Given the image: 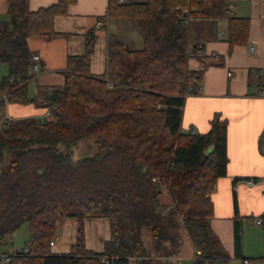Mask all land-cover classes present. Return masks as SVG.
<instances>
[{
  "label": "trees",
  "instance_id": "obj_1",
  "mask_svg": "<svg viewBox=\"0 0 264 264\" xmlns=\"http://www.w3.org/2000/svg\"><path fill=\"white\" fill-rule=\"evenodd\" d=\"M6 1L0 112L3 95L33 100L27 93L34 72L26 38L55 35L54 16L65 14L74 0L35 10L28 0ZM232 1L108 0V17L139 22L142 45L133 48L110 36L106 69L92 74L95 34L88 31L84 52L67 57L63 83L44 90L51 117H21L0 126V162L8 156L0 169V244L22 222L29 228L8 264H102L101 255L114 256L116 264H170L183 232L194 246L190 264L227 263L229 255L210 226V193L225 173L227 122L214 113L207 131L191 132L181 116L185 94L202 77V69L187 65L203 43L189 44L190 27L225 18L228 49L247 38L248 17L235 14ZM196 57L203 66L209 63L208 55ZM222 63L221 57L215 62ZM87 138L94 139L96 152L72 159L71 145ZM164 191L169 202L162 200ZM88 216L108 219L110 237L102 251L85 247ZM66 217L77 219L76 240L67 253H52L49 241Z\"/></svg>",
  "mask_w": 264,
  "mask_h": 264
},
{
  "label": "crops",
  "instance_id": "obj_2",
  "mask_svg": "<svg viewBox=\"0 0 264 264\" xmlns=\"http://www.w3.org/2000/svg\"><path fill=\"white\" fill-rule=\"evenodd\" d=\"M54 2L56 0H28V8L35 10ZM107 4L108 0H74L68 4L65 14L54 16L55 35L26 38L32 55L38 54L41 64V69L34 72L27 83L28 96L33 100L20 103L3 95L0 126L21 117H51L44 90L63 83L67 57L84 52L88 31L95 34L89 59L92 74H101L106 69L110 36L125 44L136 30L135 44H140L139 22L108 17ZM230 7L235 14L248 17L247 38L228 49L225 18L216 19L214 28L209 31L200 32L199 24L195 26L204 36L200 39L201 35L196 36V33L192 38L194 42L202 40L203 43L197 53L190 54L187 65L191 69H202V77L197 89L184 96L181 125L205 132L214 113L226 119L225 173L216 178L210 193L213 205L210 226L229 255L226 264H243L244 257L249 259V264H264V222L256 223V218L264 220V99L260 95L264 85V0H233ZM6 8L7 1L0 0V17L4 16ZM250 44H254L252 52L248 51ZM200 53L209 56L205 66L196 57ZM219 57L223 60L221 65L215 64ZM228 70H231L230 75ZM6 72V64L0 62V79ZM249 177L255 179L254 184L245 183ZM161 197L165 202L170 201L165 191ZM77 225L75 217L60 221L53 244L49 246L50 252L67 253L76 240ZM109 237L106 217L84 218L83 239L87 249L102 251L103 242ZM193 252L194 246L183 232L178 255L168 259L170 264H190Z\"/></svg>",
  "mask_w": 264,
  "mask_h": 264
},
{
  "label": "rangeland",
  "instance_id": "obj_3",
  "mask_svg": "<svg viewBox=\"0 0 264 264\" xmlns=\"http://www.w3.org/2000/svg\"><path fill=\"white\" fill-rule=\"evenodd\" d=\"M132 20V19H131ZM131 22V21H128ZM133 22V21H132ZM137 22V21H135ZM200 28H203V31H209L210 29H212V27L214 28V24H206L205 22H198ZM201 30V29H200ZM134 32H131V40L134 38H138L136 30H133ZM140 31L139 34L141 36V42L140 44H135L136 40H126L124 41L125 44L127 46L130 47H135V45L140 46L142 44V28L140 27ZM196 34V29H194V27H190V31H189V44L192 45V43H194V40L192 38L193 35ZM34 72V71H33ZM97 150V146L94 142V139L92 138H87V139H83L81 141H79L78 143L71 145L70 147V156L72 159H76L79 157H82L84 155H90L93 154L94 152H96ZM8 160V156L5 157V159L0 162V169L4 167V165L6 164ZM29 236V228H28V223L22 222L11 234L9 241L5 244H0V253L7 251L8 249H12L13 251L20 249L23 246V243L25 242V240L28 238ZM142 236L145 242H147L150 237H149V233H148V229L146 227H144L142 229ZM54 237V236H53Z\"/></svg>",
  "mask_w": 264,
  "mask_h": 264
},
{
  "label": "built area",
  "instance_id": "obj_4",
  "mask_svg": "<svg viewBox=\"0 0 264 264\" xmlns=\"http://www.w3.org/2000/svg\"><path fill=\"white\" fill-rule=\"evenodd\" d=\"M122 1V0H119ZM99 23V22H98ZM221 34V30L218 29V35ZM254 50V44H250L248 46V51L252 52ZM41 69V64H40V60H39V56L38 54H33L32 55V70L34 72H37ZM227 74L230 75L231 74V70L227 71ZM260 95L263 97L264 99V85L260 90ZM40 120L43 119V116L37 117ZM191 132H194L195 130L193 128H190ZM263 138H264V126H263ZM245 183L247 185H252L255 183V179L253 177H249L247 179H245ZM264 222V220L262 218H256V223L257 224H262ZM53 244V238L49 241V246ZM15 253V251H13L12 249H8L7 251L1 252L0 253V264H8L11 256ZM99 262L102 264H116L115 262V257L114 256H108V255H101L99 256ZM242 263L243 264H249V259L247 257H244L242 259Z\"/></svg>",
  "mask_w": 264,
  "mask_h": 264
}]
</instances>
